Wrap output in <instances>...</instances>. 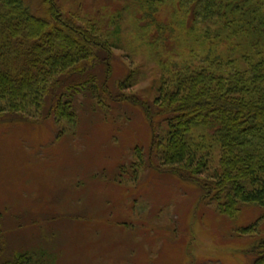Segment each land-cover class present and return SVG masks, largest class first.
I'll return each instance as SVG.
<instances>
[{
	"label": "trees",
	"instance_id": "1",
	"mask_svg": "<svg viewBox=\"0 0 264 264\" xmlns=\"http://www.w3.org/2000/svg\"><path fill=\"white\" fill-rule=\"evenodd\" d=\"M28 2L0 0V122L52 119L60 137L139 108L150 137L116 168V180L172 174L223 216L256 213L237 234L250 237L247 263L264 264V0ZM133 26L146 30L157 66L150 100L126 92L134 72L113 74V51L126 47ZM58 258L40 246L0 264Z\"/></svg>",
	"mask_w": 264,
	"mask_h": 264
},
{
	"label": "rangeland",
	"instance_id": "2",
	"mask_svg": "<svg viewBox=\"0 0 264 264\" xmlns=\"http://www.w3.org/2000/svg\"><path fill=\"white\" fill-rule=\"evenodd\" d=\"M145 31L129 29L111 65L120 78L134 72L126 92L150 100L157 66ZM141 113L125 110L117 121L111 111L60 137L52 119L0 122V261L41 246L58 264H248L250 237L237 230L252 211L223 216L201 202L195 184L172 174L146 170L136 184L116 180V168L150 137Z\"/></svg>",
	"mask_w": 264,
	"mask_h": 264
}]
</instances>
